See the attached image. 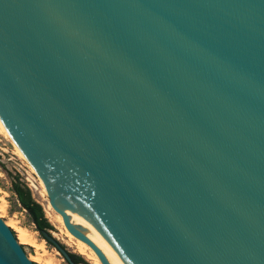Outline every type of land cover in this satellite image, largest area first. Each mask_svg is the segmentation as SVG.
<instances>
[{"label": "water", "instance_id": "water-1", "mask_svg": "<svg viewBox=\"0 0 264 264\" xmlns=\"http://www.w3.org/2000/svg\"><path fill=\"white\" fill-rule=\"evenodd\" d=\"M0 121L101 264H264V0H0Z\"/></svg>", "mask_w": 264, "mask_h": 264}, {"label": "rangeland", "instance_id": "rangeland-1", "mask_svg": "<svg viewBox=\"0 0 264 264\" xmlns=\"http://www.w3.org/2000/svg\"><path fill=\"white\" fill-rule=\"evenodd\" d=\"M0 133V218L5 223L13 222L17 228L31 233L36 244L43 243L44 250L48 254L53 255L60 264H67L56 249L43 240L26 210L20 206L17 195L14 192V187L16 185L22 188L26 186L30 191L32 199L41 206L44 216L51 226L50 231L52 236L64 248L74 250L73 254L79 256L83 264H92L90 260L79 254L75 247L61 234L59 224L56 221L58 213L50 205L42 182L10 136L7 135L8 133L4 134L1 131ZM9 228L15 234L14 228L10 226ZM22 247L28 258L35 254L33 247L28 245H22Z\"/></svg>", "mask_w": 264, "mask_h": 264}, {"label": "bare ground", "instance_id": "bare-ground-1", "mask_svg": "<svg viewBox=\"0 0 264 264\" xmlns=\"http://www.w3.org/2000/svg\"><path fill=\"white\" fill-rule=\"evenodd\" d=\"M0 131L2 133H6V129L3 126L2 122L0 121ZM1 134V133H0ZM3 134V136H4ZM7 134V133H6ZM8 135V134H7ZM71 222L75 225H78L82 228H84L87 233L86 235L88 238L98 247L89 227L82 222L78 217L75 216V214H69ZM56 221L59 224L60 232L61 234L68 240L70 244H72L76 251L84 256L87 260H90L92 264H101L98 257L95 255V253L83 242L75 239L64 227L62 217L58 213L56 217ZM8 227H13L15 230V234L17 237V241L21 245H28L30 247H33L35 249V254L33 256H30V260L37 263V264H60L53 255L48 254L44 250V245L43 243L41 244H36L35 239L33 238V235L27 231L21 230L15 226L13 222H8L5 223ZM99 248V247H98ZM41 251V252H39ZM56 254V253H55ZM57 255V254H56Z\"/></svg>", "mask_w": 264, "mask_h": 264}, {"label": "trees", "instance_id": "trees-1", "mask_svg": "<svg viewBox=\"0 0 264 264\" xmlns=\"http://www.w3.org/2000/svg\"><path fill=\"white\" fill-rule=\"evenodd\" d=\"M14 192L17 195L20 206L26 210L37 231L50 230L51 226L47 222L41 206L32 199L29 189L26 186L22 188L16 185ZM71 257L75 260V263H83L79 256L71 255Z\"/></svg>", "mask_w": 264, "mask_h": 264}, {"label": "flooded vegetation", "instance_id": "flooded-vegetation-1", "mask_svg": "<svg viewBox=\"0 0 264 264\" xmlns=\"http://www.w3.org/2000/svg\"><path fill=\"white\" fill-rule=\"evenodd\" d=\"M42 231V230H41ZM45 231H48V230H45ZM50 231V230H49ZM65 250H66V252L68 253V255L70 256V259H71V261L74 263V264H83V263H81V262H77V263H75L74 261V259L71 257V255H74L73 253L75 252L74 250H68L67 248H64ZM67 264H68V262H66Z\"/></svg>", "mask_w": 264, "mask_h": 264}]
</instances>
